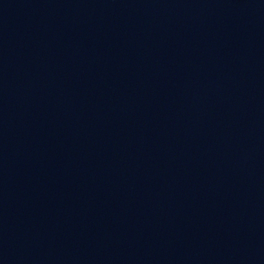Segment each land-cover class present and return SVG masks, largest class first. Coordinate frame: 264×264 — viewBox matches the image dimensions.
Segmentation results:
<instances>
[{
  "label": "water",
  "instance_id": "water-1",
  "mask_svg": "<svg viewBox=\"0 0 264 264\" xmlns=\"http://www.w3.org/2000/svg\"><path fill=\"white\" fill-rule=\"evenodd\" d=\"M0 264H264V0H0Z\"/></svg>",
  "mask_w": 264,
  "mask_h": 264
}]
</instances>
